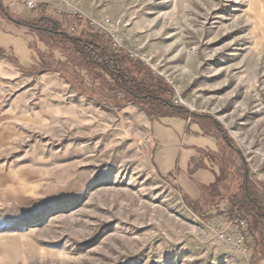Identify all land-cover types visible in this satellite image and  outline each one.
Segmentation results:
<instances>
[{
  "label": "rangeland",
  "instance_id": "374dc122",
  "mask_svg": "<svg viewBox=\"0 0 264 264\" xmlns=\"http://www.w3.org/2000/svg\"><path fill=\"white\" fill-rule=\"evenodd\" d=\"M0 3L20 23L0 11V46L13 47L24 68L31 53L37 58L30 44L48 50L21 22H58L77 35L86 23L74 15L97 26L108 19L115 49L164 78L174 105L209 117L185 124L221 125L245 161L240 175L256 188V203H240L234 217L225 200L203 197L210 218L196 215L189 205L197 197L157 175L153 123L139 107L108 111L56 73L25 76L0 58V264H256L251 231L264 232V0ZM238 233L247 254L219 238Z\"/></svg>",
  "mask_w": 264,
  "mask_h": 264
},
{
  "label": "trees",
  "instance_id": "16d2710c",
  "mask_svg": "<svg viewBox=\"0 0 264 264\" xmlns=\"http://www.w3.org/2000/svg\"><path fill=\"white\" fill-rule=\"evenodd\" d=\"M0 11L7 18L6 8L0 3ZM76 21H81L77 16H73ZM22 26L28 27L37 34L39 40L44 44L47 51L40 50L35 43L30 44L28 49L35 51V59L31 53L33 64L27 68L19 64L14 56L12 48L6 51L0 47V58L7 59L14 64L25 76L40 75L45 72L56 73L68 83L74 91L98 106L108 110H122L127 105L132 104L139 107L148 120L152 123L162 118H184L191 117L193 120H208L207 116L191 114L182 106H176L171 99L174 89L168 82L154 73L141 59L131 56L125 49H115L110 36L100 31H92L87 25L77 35H70L61 29L58 22L48 21L45 26L36 27L21 22ZM54 52L60 54L58 58ZM190 115V116H189ZM190 118V119H191ZM214 125L223 141L236 150L232 140L223 131L221 125L215 121H210ZM237 154L240 157L238 150ZM232 176V186L234 191L217 199L215 192H209V198L205 201L211 204L218 199H227L231 204L230 214L240 203H251L252 188L247 181L240 185L243 176L239 174ZM244 187V188H243ZM243 188V191H242ZM205 201L195 200L190 204L196 215L210 218L209 210L202 211ZM256 203V202H255ZM187 206V205H186ZM258 215L264 218V211L257 209ZM229 214V215H230ZM231 216H233L231 214ZM234 217V216H233Z\"/></svg>",
  "mask_w": 264,
  "mask_h": 264
},
{
  "label": "crops",
  "instance_id": "0c3cea01",
  "mask_svg": "<svg viewBox=\"0 0 264 264\" xmlns=\"http://www.w3.org/2000/svg\"><path fill=\"white\" fill-rule=\"evenodd\" d=\"M11 48L14 52V48ZM5 51L8 52L9 48ZM152 123L157 145L153 152V163L157 175L164 181L179 187L190 201L196 197L195 200L200 197L207 199L209 192L216 191L212 198L217 199L220 195L227 196L234 191L230 173L240 175L239 169L245 166V161L223 141L216 129L209 127L201 130L193 122L188 126L182 118L174 117L162 118ZM246 173L243 176L244 184L247 181L250 183ZM249 185L254 192L256 188L251 183ZM220 200L229 204V211L230 202L227 199L214 202H221ZM250 238L256 243L255 263L264 264V232L251 231Z\"/></svg>",
  "mask_w": 264,
  "mask_h": 264
},
{
  "label": "built area",
  "instance_id": "2783aa9c",
  "mask_svg": "<svg viewBox=\"0 0 264 264\" xmlns=\"http://www.w3.org/2000/svg\"><path fill=\"white\" fill-rule=\"evenodd\" d=\"M26 6H27V8L29 10H34L36 8V4L34 2H32V1L26 2ZM77 18L79 20H81V21H84L86 23V25L92 31H100V32H103V33L107 34L108 36H110V38L112 39L110 30H109L110 21L108 19H106L104 22H102V24H100V25L97 26L94 21H91V20L89 21V20L83 19V18H81V16H77ZM73 30L74 29H72V31ZM113 43H114V41H113ZM131 56H133V55L131 54ZM237 225H238V227L240 229H244L246 227V222L241 219V220L238 221ZM238 234L239 235H234V234H225L224 235V234H220L219 235V238L221 240L226 241V242H232V243H234L236 246H238V248L241 250L242 253L247 254L250 249L246 245L245 237L242 235V233L241 234L238 233Z\"/></svg>",
  "mask_w": 264,
  "mask_h": 264
},
{
  "label": "water",
  "instance_id": "95a60500",
  "mask_svg": "<svg viewBox=\"0 0 264 264\" xmlns=\"http://www.w3.org/2000/svg\"><path fill=\"white\" fill-rule=\"evenodd\" d=\"M8 18H9V17H8ZM9 20L12 21V22H15V23H19V22L15 21V20H13V19H11V18H9ZM19 24H20V23H19Z\"/></svg>",
  "mask_w": 264,
  "mask_h": 264
}]
</instances>
